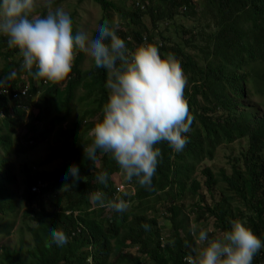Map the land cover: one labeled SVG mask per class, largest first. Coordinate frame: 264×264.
I'll use <instances>...</instances> for the list:
<instances>
[{
	"label": "trees",
	"instance_id": "1",
	"mask_svg": "<svg viewBox=\"0 0 264 264\" xmlns=\"http://www.w3.org/2000/svg\"><path fill=\"white\" fill-rule=\"evenodd\" d=\"M63 1L53 2L52 9L64 8ZM92 1L101 9L100 21L109 22L129 52L153 45L162 58L171 54L179 64L194 133L185 134L187 143L180 152L166 141L155 145L161 156L150 189L125 182L135 189L134 196H117L114 175L120 170L111 155L97 150L94 161L84 155L92 142L90 130L107 101L106 70L76 51L68 76L45 84L22 69L18 50L0 36V77L16 72L0 86V236L7 235L9 242L0 246V264H188L186 257L195 255L196 244L177 206L187 195L198 197L192 205L195 224L212 220L210 238L238 220L264 242V117L247 129L233 113V97L242 96L247 85L264 98V0H134L128 9L113 0ZM47 10L36 8V13ZM68 12L75 32L78 13L76 8ZM219 111L224 115L214 117ZM256 112L262 114L259 108ZM20 130H26L34 145L51 136L59 140L60 167L34 172L25 163L11 165L8 140ZM240 131L250 146L235 159L230 173H201L209 194L221 185L220 198L207 203L184 160L195 154L210 156L211 148ZM69 164L80 169L81 179L74 185L60 179ZM101 171L108 173L106 186L97 182ZM37 182L42 186L32 191ZM96 191L106 201L120 197L131 206L124 212L96 207L90 199ZM159 203L160 214L155 208ZM158 218L166 224L160 226ZM48 227L62 230L68 242L51 243ZM166 227L168 236L163 235ZM12 235L17 236L14 246ZM261 258L264 248L252 264Z\"/></svg>",
	"mask_w": 264,
	"mask_h": 264
},
{
	"label": "clouds",
	"instance_id": "2",
	"mask_svg": "<svg viewBox=\"0 0 264 264\" xmlns=\"http://www.w3.org/2000/svg\"><path fill=\"white\" fill-rule=\"evenodd\" d=\"M52 4L53 0H44V6L48 10L39 15L36 13L38 0H0V36L6 38L9 48L18 50L22 57V69L45 84H57L68 76L76 51L90 57L96 68L106 70L105 88L108 90V97L101 109V117L90 130L92 142L84 148L85 158L94 161L97 150L111 155L124 180L114 184L117 196H134L135 189L125 182L134 181L140 187L150 189L158 158L161 156L155 145L166 141L174 151L180 152L187 143L185 134L194 133L190 131L193 117L183 98L186 80L181 67L171 54L162 58L153 45H142L129 52L124 40L109 26L107 20L95 23L90 29H78L74 32L71 14L61 7L53 10ZM15 75L16 72L13 71L0 77V86L11 81ZM263 99L248 85L242 96L233 97V113L247 129L251 127L253 120L264 117ZM258 108L262 114L257 115ZM223 115L219 111L214 117ZM25 131H18L17 136L12 135L8 140L11 149L10 163L15 152L16 156L21 157L18 164L11 163L15 168L22 163L32 166L34 172L60 167L59 140L51 136L50 140L45 138L36 141L34 145ZM244 134V131H240L226 136L211 148L210 156L200 158L199 154H195L184 160L192 172L190 178L199 183L197 179H204L202 172L215 176L222 171L230 173L235 159L246 154L249 149V138ZM242 142L245 146L235 154V147ZM219 149L226 151L225 166L213 170L207 163L217 159ZM108 178L106 171H101L96 177L97 182L105 186ZM60 179L65 184L74 185L81 179L79 167L69 164L66 171L61 173ZM219 184L213 188H218L220 198ZM41 186L37 182L32 191H39ZM203 186L205 187L204 182ZM201 188L203 187L200 186L199 191ZM211 198L218 200L213 196ZM90 199L96 207H106L117 212L129 209L128 204L131 206L129 201L120 197L106 201L102 191L92 193ZM189 230L197 247L193 248L195 255L186 257L188 264H252L253 257L264 248V242L238 220L230 221L229 230L212 238L209 234L214 229L210 232L203 228L197 230L193 225ZM47 231L51 243L63 246L68 242L62 230L48 227ZM12 236L14 246L17 236ZM5 239L7 242V235ZM160 241L164 243L165 240ZM136 253L131 255L136 256ZM257 264H264V259L261 258Z\"/></svg>",
	"mask_w": 264,
	"mask_h": 264
},
{
	"label": "rangeland",
	"instance_id": "3",
	"mask_svg": "<svg viewBox=\"0 0 264 264\" xmlns=\"http://www.w3.org/2000/svg\"><path fill=\"white\" fill-rule=\"evenodd\" d=\"M55 1L56 0H53V2H55ZM113 1L121 7L124 4L126 9H128L132 6V3L134 0H113ZM78 2H80V1L79 0H65V1H63V5L65 4L63 9L65 11L68 12L69 9L76 8V11H77L78 16H79V21H76L77 22V29L87 30V29H90L92 26H94L95 23L100 22V20L102 19L101 9L97 5H95L92 0H83L80 2L81 4L79 6L77 5ZM42 8H44V0H38L37 9H42ZM113 18L115 19L116 16L114 15ZM180 21L185 25H188L191 23V20H189V19H181ZM20 134L22 135L23 131H21ZM242 146H245V143L242 142L241 144L237 145L235 147L234 153L236 154ZM218 152L219 153H218L217 159L211 163H207L208 165H210L213 168V170H217V168L225 166L224 156H225L226 151L223 149H219ZM20 158L21 157L16 156V153L14 152V155L11 159V163L14 162V163L18 164L21 161ZM114 176H115V182L119 183V182L124 181L120 173L116 174ZM197 180L199 181L200 186L203 187L199 191V194L201 197H203L204 201L209 202L212 199L211 198L212 196L214 197V199H219L218 188H215L212 191V193L209 194L207 192V190L205 189V187L203 186L204 179L200 178ZM196 201H197V197H190L189 195H187L182 200V202L177 203V206H181V212H182L181 217H184L186 219V224L189 226L188 229H190V227L194 225V226H196L197 230L203 228V229L208 230V232H210L213 230L212 220L206 221V222H203L200 224H195V222H194L195 217H193V215H192V205ZM148 202L150 203V205L152 204V200H149ZM148 202L145 205H147ZM129 207L130 206L128 204L127 208H129ZM155 208L159 211V214H160V212L162 211V204L161 203L155 204ZM158 222H159L160 226H163L164 224H166V222L163 221L162 218H158ZM170 231L171 230L166 227L163 230V235L167 236ZM12 237H14V236H12ZM5 242H6V239L0 237V244H3ZM7 244H9V242H7ZM134 251L135 250H132V253H134Z\"/></svg>",
	"mask_w": 264,
	"mask_h": 264
}]
</instances>
